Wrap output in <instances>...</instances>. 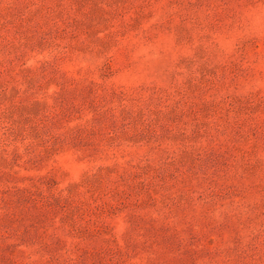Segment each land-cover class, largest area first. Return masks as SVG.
Returning a JSON list of instances; mask_svg holds the SVG:
<instances>
[{
	"label": "rangeland",
	"instance_id": "374dc122",
	"mask_svg": "<svg viewBox=\"0 0 264 264\" xmlns=\"http://www.w3.org/2000/svg\"><path fill=\"white\" fill-rule=\"evenodd\" d=\"M0 264H264V0H0Z\"/></svg>",
	"mask_w": 264,
	"mask_h": 264
}]
</instances>
